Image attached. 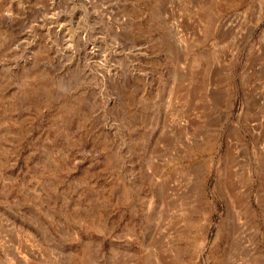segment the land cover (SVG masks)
<instances>
[{
    "label": "rangeland",
    "instance_id": "1",
    "mask_svg": "<svg viewBox=\"0 0 264 264\" xmlns=\"http://www.w3.org/2000/svg\"><path fill=\"white\" fill-rule=\"evenodd\" d=\"M0 264H264V0H0Z\"/></svg>",
    "mask_w": 264,
    "mask_h": 264
}]
</instances>
